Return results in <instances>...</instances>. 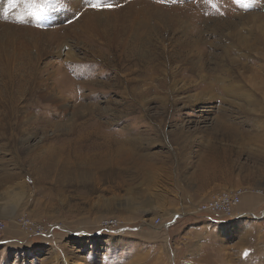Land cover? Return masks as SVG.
Segmentation results:
<instances>
[{
    "label": "rangeland",
    "instance_id": "1",
    "mask_svg": "<svg viewBox=\"0 0 264 264\" xmlns=\"http://www.w3.org/2000/svg\"><path fill=\"white\" fill-rule=\"evenodd\" d=\"M96 2L0 0L2 236L33 241L0 264H264V198L229 221L173 206L204 146L239 174L209 198L264 190V0ZM132 153L165 169L141 177Z\"/></svg>",
    "mask_w": 264,
    "mask_h": 264
},
{
    "label": "crops",
    "instance_id": "2",
    "mask_svg": "<svg viewBox=\"0 0 264 264\" xmlns=\"http://www.w3.org/2000/svg\"><path fill=\"white\" fill-rule=\"evenodd\" d=\"M184 134L185 132L173 133L175 137L173 141L180 143L179 138L181 139V136H183ZM259 138L262 141L260 136ZM236 142L239 143V140H236ZM191 144H192L191 142L190 145L188 144L189 150L193 148V145L191 146ZM242 144H244V139ZM177 147L180 150L181 148H186L184 146H177ZM204 148H205L204 155L201 156V158L198 161H195L193 165L189 166V169L186 173V177L188 178L189 181L187 182V187H185V191L180 192V194L173 201L174 202L173 206L176 208V213L174 215L179 221L182 220L183 217L191 215L198 207L200 201H205L207 198H209L211 194L215 192L216 193L219 192L217 190L222 188L220 186L227 184L230 186L239 184V181L237 180V176H239V174L234 173L233 170H231L232 167L231 165L234 164V159L229 164V161L226 158L227 157L226 152H224L226 156H222L223 159L220 158L219 160L218 157L215 155L213 156L211 154V156H209V152L212 151V149H215V146L214 147L204 146ZM121 152L122 151L120 150V153L118 152V154L121 155ZM194 152H198L197 146H195ZM213 152L216 151L213 150ZM131 156L133 163H136L134 158L139 160L138 164L137 163L136 164H137V169L140 170L139 175L141 177H144L147 174H154V173L158 174L160 173L161 170L165 169L162 164L158 163L159 162L158 156L149 157L148 155L145 154L140 155L136 153H132ZM235 188L234 189L232 188V190H235ZM229 189L230 188H227L225 190H229ZM260 201L261 200L259 199L257 200L251 196L245 197L241 206L242 207L247 205L250 206L251 202L252 205L254 206L256 205V203H259ZM237 212L241 214L240 218L245 217V213H243L242 211L238 210ZM3 236L0 237V247L3 249H8V248L29 249L31 246H33V241L28 240L29 239L28 236L23 238L17 227H14L12 224L7 228V231L5 233V239L3 238Z\"/></svg>",
    "mask_w": 264,
    "mask_h": 264
},
{
    "label": "built area",
    "instance_id": "3",
    "mask_svg": "<svg viewBox=\"0 0 264 264\" xmlns=\"http://www.w3.org/2000/svg\"><path fill=\"white\" fill-rule=\"evenodd\" d=\"M254 197L255 199L263 200L264 190L262 189H246L238 188L235 190H230L222 193L215 194L209 199L201 203L197 207L198 213L204 215L205 217L213 220L229 221L241 217V214L236 211L239 208L245 197ZM20 227L25 233L30 236H44L49 230L40 225H37L31 218L21 217L19 219ZM156 223H160L157 220ZM117 222L112 221L110 225H116ZM6 229L5 222L0 218V236L4 233Z\"/></svg>",
    "mask_w": 264,
    "mask_h": 264
},
{
    "label": "bare ground",
    "instance_id": "4",
    "mask_svg": "<svg viewBox=\"0 0 264 264\" xmlns=\"http://www.w3.org/2000/svg\"><path fill=\"white\" fill-rule=\"evenodd\" d=\"M135 15V14H134ZM137 17V16H136ZM136 19V18H135ZM97 30V29H96ZM98 31V30H97ZM107 39V38H106ZM120 39V36L118 35L117 36V38L116 39H114L113 41H114V43H118L119 40ZM117 46H119V45H117ZM121 47H122V45H121ZM121 49V48H120ZM127 56V55H126ZM11 57V56H10ZM52 94V93H51ZM235 94H237L236 93V91H235ZM240 96H243V97H248L249 95H247V94H241ZM59 98L56 96L55 97V100H56V102H58V103H61V101L60 100H58ZM76 153H78V152H76ZM108 155H110V152L109 153H107V155H106V152H99V153H95V155L94 154H92V155H87L86 157H84V158H81V156H80V154H77V155H75L74 156V158L78 161V159H79V161H82V162H84V161H90L91 162V160L92 159H95V160H102V159H104L106 156H108ZM69 157V156H68ZM61 158L64 160V159H66V157L64 158V155H61ZM109 161V159L107 158L106 160H103V161H99L100 163H105V162H108ZM87 163V162H86Z\"/></svg>",
    "mask_w": 264,
    "mask_h": 264
},
{
    "label": "snow or ice",
    "instance_id": "5",
    "mask_svg": "<svg viewBox=\"0 0 264 264\" xmlns=\"http://www.w3.org/2000/svg\"><path fill=\"white\" fill-rule=\"evenodd\" d=\"M52 3H53V0H41V4H36V0H33L34 6H51ZM91 7H93L94 9H97V10H101L102 9V5L99 2V0H97L96 3H93L91 5ZM103 7L111 8L112 5L106 4V5H103Z\"/></svg>",
    "mask_w": 264,
    "mask_h": 264
}]
</instances>
